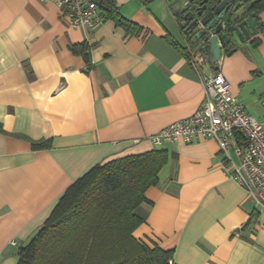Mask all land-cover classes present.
Masks as SVG:
<instances>
[{
    "label": "crops",
    "instance_id": "crops-1",
    "mask_svg": "<svg viewBox=\"0 0 264 264\" xmlns=\"http://www.w3.org/2000/svg\"><path fill=\"white\" fill-rule=\"evenodd\" d=\"M113 1L137 33L112 19L74 28L53 3L0 0V264H17L19 247L89 168L151 150L168 159L145 192L133 237L172 251L174 264H264V210L230 178L215 141H149L203 101L186 54L202 47L154 3ZM260 19L264 25V11ZM254 40L222 54L218 71L261 122L264 31ZM82 43L90 46L89 71L70 50ZM202 72L215 73L208 61ZM39 141L49 145L34 149Z\"/></svg>",
    "mask_w": 264,
    "mask_h": 264
},
{
    "label": "trees",
    "instance_id": "trees-1",
    "mask_svg": "<svg viewBox=\"0 0 264 264\" xmlns=\"http://www.w3.org/2000/svg\"><path fill=\"white\" fill-rule=\"evenodd\" d=\"M93 1L104 19L116 21L129 33L138 32L113 0ZM253 10L261 12L264 3L256 2ZM70 50L83 57L89 71L90 46L82 43ZM48 145L39 141L32 147ZM167 159L166 151L151 150L93 165L65 189L31 241L19 247L17 264H174L172 251L150 248L133 237L144 222L140 206L148 203L145 192L157 185Z\"/></svg>",
    "mask_w": 264,
    "mask_h": 264
},
{
    "label": "built area",
    "instance_id": "built-area-1",
    "mask_svg": "<svg viewBox=\"0 0 264 264\" xmlns=\"http://www.w3.org/2000/svg\"><path fill=\"white\" fill-rule=\"evenodd\" d=\"M38 1L53 3L63 9L74 28L93 29L104 19L93 0ZM187 60L199 75L203 101L192 115L149 137L150 143L157 147L167 142L215 141L223 165L229 168L230 178L245 190L255 208L264 210V121H257L245 112L244 106L230 93L221 72L203 74L202 68L207 60L202 51L189 52ZM261 103L264 107V95ZM238 133L244 138H239Z\"/></svg>",
    "mask_w": 264,
    "mask_h": 264
},
{
    "label": "water",
    "instance_id": "water-1",
    "mask_svg": "<svg viewBox=\"0 0 264 264\" xmlns=\"http://www.w3.org/2000/svg\"><path fill=\"white\" fill-rule=\"evenodd\" d=\"M264 0H257L256 2ZM168 12L192 45L201 46L210 68L216 72L222 54L230 56L246 44H253L262 30L256 3L236 0H145ZM248 3V4H247ZM263 25V23H262ZM264 28V25H263Z\"/></svg>",
    "mask_w": 264,
    "mask_h": 264
},
{
    "label": "flooded vegetation",
    "instance_id": "flooded-vegetation-1",
    "mask_svg": "<svg viewBox=\"0 0 264 264\" xmlns=\"http://www.w3.org/2000/svg\"><path fill=\"white\" fill-rule=\"evenodd\" d=\"M246 1L249 3V5H251L252 3H255L257 0H236V3L235 4H241V3L246 2Z\"/></svg>",
    "mask_w": 264,
    "mask_h": 264
},
{
    "label": "rangeland",
    "instance_id": "rangeland-1",
    "mask_svg": "<svg viewBox=\"0 0 264 264\" xmlns=\"http://www.w3.org/2000/svg\"><path fill=\"white\" fill-rule=\"evenodd\" d=\"M186 54H187V55H189V53H188V52H186Z\"/></svg>",
    "mask_w": 264,
    "mask_h": 264
}]
</instances>
